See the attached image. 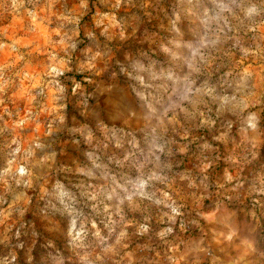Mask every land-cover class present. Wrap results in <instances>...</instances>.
Instances as JSON below:
<instances>
[{
  "label": "rangeland",
  "instance_id": "1",
  "mask_svg": "<svg viewBox=\"0 0 264 264\" xmlns=\"http://www.w3.org/2000/svg\"><path fill=\"white\" fill-rule=\"evenodd\" d=\"M0 264H264V0H0Z\"/></svg>",
  "mask_w": 264,
  "mask_h": 264
}]
</instances>
